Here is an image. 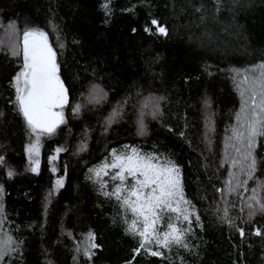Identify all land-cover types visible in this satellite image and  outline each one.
Wrapping results in <instances>:
<instances>
[{
    "label": "trees",
    "instance_id": "16d2710c",
    "mask_svg": "<svg viewBox=\"0 0 264 264\" xmlns=\"http://www.w3.org/2000/svg\"><path fill=\"white\" fill-rule=\"evenodd\" d=\"M38 34L67 93L50 132L18 100ZM125 145L180 168L160 254L126 220L138 179L102 170ZM0 264H264V0H0Z\"/></svg>",
    "mask_w": 264,
    "mask_h": 264
},
{
    "label": "rangeland",
    "instance_id": "374dc122",
    "mask_svg": "<svg viewBox=\"0 0 264 264\" xmlns=\"http://www.w3.org/2000/svg\"><path fill=\"white\" fill-rule=\"evenodd\" d=\"M163 30L162 28H159ZM38 39L44 48L54 56V51L44 34L27 35L23 42ZM67 101L64 85L57 80L49 96V106L45 116L32 123L33 128L50 132L63 119V109ZM118 169L131 172L138 180L134 190L125 202L126 220L130 228L142 227L141 248L149 253L160 254L164 241L150 237L152 212L158 203L174 205L180 198L181 172L178 165L166 156L146 152L125 145L113 152L102 170Z\"/></svg>",
    "mask_w": 264,
    "mask_h": 264
},
{
    "label": "water",
    "instance_id": "95a60500",
    "mask_svg": "<svg viewBox=\"0 0 264 264\" xmlns=\"http://www.w3.org/2000/svg\"><path fill=\"white\" fill-rule=\"evenodd\" d=\"M23 72L18 100L25 119L33 123L45 116L49 96L58 80L52 53L41 41H26L21 46Z\"/></svg>",
    "mask_w": 264,
    "mask_h": 264
}]
</instances>
